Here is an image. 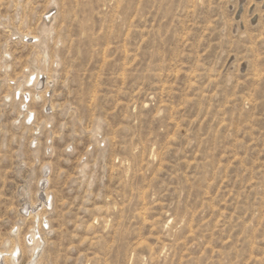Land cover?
I'll use <instances>...</instances> for the list:
<instances>
[{"label":"rangeland","instance_id":"rangeland-1","mask_svg":"<svg viewBox=\"0 0 264 264\" xmlns=\"http://www.w3.org/2000/svg\"><path fill=\"white\" fill-rule=\"evenodd\" d=\"M0 264H264V0H0Z\"/></svg>","mask_w":264,"mask_h":264},{"label":"bare ground","instance_id":"bare-ground-1","mask_svg":"<svg viewBox=\"0 0 264 264\" xmlns=\"http://www.w3.org/2000/svg\"><path fill=\"white\" fill-rule=\"evenodd\" d=\"M33 79V78H32ZM29 80V79H28ZM29 82H33V80H29ZM30 113V115H29V117H31L33 114H32V112H29ZM28 113V114H29ZM41 187H40V195H39V199L38 200H40L41 201V205L39 204V206H43V205H45V206H47V205H50L51 204V201H50V199H48V195L46 194V193H44V194H46L45 195V198H43V195H42V193L44 192V190H43V188H44V186H43V184L42 185H40ZM40 203V202H39ZM37 216V215H36ZM38 217V216H37ZM37 233H35V232H32V234L29 236L30 237V242L31 243H34V241H35V235H36Z\"/></svg>","mask_w":264,"mask_h":264}]
</instances>
